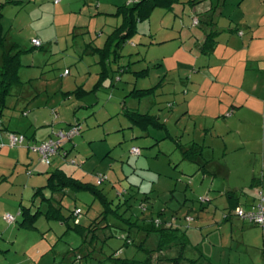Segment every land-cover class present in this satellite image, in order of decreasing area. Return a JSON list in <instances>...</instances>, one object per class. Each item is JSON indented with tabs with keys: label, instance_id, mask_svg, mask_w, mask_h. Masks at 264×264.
Returning a JSON list of instances; mask_svg holds the SVG:
<instances>
[{
	"label": "rangeland",
	"instance_id": "1",
	"mask_svg": "<svg viewBox=\"0 0 264 264\" xmlns=\"http://www.w3.org/2000/svg\"><path fill=\"white\" fill-rule=\"evenodd\" d=\"M138 1L143 0H20L2 8L8 45L19 43L24 51L22 83L5 97L1 116L0 144L6 145L0 148V264H118L117 258L174 264L177 256L179 264H264L263 228L242 229L237 215V226L225 220L223 191L228 183H250L254 167L262 174V152L253 149L263 142L264 113L245 107L219 118L208 114L212 108L206 103L211 97L208 104L217 106L218 97L238 94L232 83L210 85L207 79L217 66L237 64L238 54L246 59L252 53L246 48L222 59L202 49L206 32L215 29L223 30L221 51L241 47L240 31L248 30L243 20L254 4L174 0L146 15L143 6L131 10ZM257 2L263 9L256 27L264 33V0ZM125 5L129 20L120 10ZM35 37L42 47L34 45ZM208 58L214 60L210 72ZM80 87L87 92L82 98L76 93ZM191 97H197L193 113L187 108ZM133 111L158 115L166 127L151 124L144 130L133 123ZM76 123L82 132L66 143L72 148L68 158L64 149L50 165L26 148L28 139L23 146L9 145L15 130L36 132L41 140ZM239 127L251 137L248 145ZM194 142L219 174L184 156ZM133 146L141 148L140 155L132 153ZM15 148L25 151L19 164ZM55 168L95 184L108 198L105 203L92 190L69 189L63 211L82 208L71 224L80 221L83 234L45 216L36 228L21 225V208L32 205L35 187ZM221 170H232L231 177ZM99 178L105 181L99 184ZM8 213L17 219L9 222ZM166 224L180 228L190 243L152 251L159 235L150 229Z\"/></svg>",
	"mask_w": 264,
	"mask_h": 264
},
{
	"label": "trees",
	"instance_id": "2",
	"mask_svg": "<svg viewBox=\"0 0 264 264\" xmlns=\"http://www.w3.org/2000/svg\"><path fill=\"white\" fill-rule=\"evenodd\" d=\"M172 1L174 0H154L153 2H148V3H146L145 0L138 1L136 2L135 6L131 8V10L134 12L140 6H143L145 10L144 13H146V15H149L150 10L154 8L156 5L159 6L162 3L171 5ZM18 2H20V0H2V2L0 3V49H2V56L0 57V125H1V128L3 127L2 125L3 122H1V116L3 113L4 107H5V97L11 92L13 85L22 83L19 70H20V67L22 66L21 54L24 51L21 48L19 43L15 42V43L8 45L7 35L4 32V27L2 23V17L4 16L2 8L8 3H18ZM120 10L123 13L125 12L126 18L129 20L130 19V14L128 12L129 8H127L125 5V6H121ZM218 33L219 31L216 29L210 32L206 37L205 44L208 45L209 43L214 42L216 35ZM130 35L131 33L127 32L126 34L123 35L124 36L123 39H126ZM42 45H40L39 47H42ZM100 85L101 83L98 82L95 85V90L99 89ZM76 93L78 95L80 94L79 98H82L84 96V93H87V92L84 91L83 87H80V89L76 90ZM55 113L59 115V112L57 111V109L55 110ZM131 119L133 120V123L135 125L140 126L144 130L149 129L151 124L155 126H159V127H166V123L163 122L158 115H152V114H149L148 112L141 113L139 111H133V114L131 115ZM73 129H75V132L70 135L69 132ZM59 132H62L67 136L61 139L58 134ZM81 132H82V127L80 123H76L74 126L70 127L68 130L61 129L56 134H54L55 137L51 133L47 138L43 140H37L36 138L31 137L26 133L16 131L12 133L24 135L25 138L21 144H17L12 147L23 146L28 139V144L26 148H28V150L30 151H36L33 149L35 145H40L41 143L46 142L51 139H54V140L61 139V143L59 144L57 153L55 155L64 154L63 150L65 149L66 153L64 154V157L68 158V155L72 148L70 149L66 148V143L72 140L77 134ZM5 145L6 143L3 142L2 144H0V148H2ZM134 147H137V146H133L132 149ZM137 148H139L140 153L138 154H135L133 152L132 153L135 155H140L141 148L140 147H137ZM183 152L186 158H189L190 160L198 163L201 169L207 171L206 168H207L208 160L206 159L202 160L203 159V149L199 145V143L194 142L193 146L189 148H184ZM39 156L41 160H43L40 153H39ZM53 156H51V158L49 159V162H46L48 165L52 163ZM47 173H48V179H47L46 184L36 187V190L32 197V205L23 206L20 210L19 213L23 216L21 225L24 227H28V228H36L37 227L36 223L38 219L42 216H45L48 219L59 220L63 222L64 224H66L68 228H74L76 231L83 234L86 226H83L80 221L77 222L75 225L71 224V219L73 218L75 220H78V217L80 214L83 213V210L82 208L76 207L75 209L71 210L69 214H65V212L63 211V208H64L63 200H64L65 195L69 192V189L71 190H80V189L92 190L96 195H98V197H101L102 201H104L105 203L108 202L107 196H105L103 192H99L95 188L96 187L95 184L82 181L81 179L76 178L73 174H69L61 168H55L53 170L48 171ZM99 179H102L100 183L105 181L104 178H99ZM57 196H60V197H57ZM228 197H229V200L232 202V205H231L232 209L230 210L228 214H225V219L229 218L230 215H236L234 212L235 208L237 207L236 203H234L235 193H230ZM38 199H39V202H37ZM78 209L81 210L79 214L76 213ZM179 230L180 228L169 226L167 224L157 227V228L152 227L150 231L151 232L156 231L158 232V235H159V241L157 242L158 244L157 248L153 249L152 251L165 250V248L167 247L169 248L173 246L175 243H182L183 245L187 246L190 243L189 237L185 234V232L179 234L178 232ZM148 260H137L134 258H117L118 264H150ZM179 262H180L179 256L175 257L174 264H179Z\"/></svg>",
	"mask_w": 264,
	"mask_h": 264
},
{
	"label": "crops",
	"instance_id": "3",
	"mask_svg": "<svg viewBox=\"0 0 264 264\" xmlns=\"http://www.w3.org/2000/svg\"><path fill=\"white\" fill-rule=\"evenodd\" d=\"M240 0V6H242L246 2H253L254 6L252 8H249L247 11H251L249 13L250 15H247L246 18H244L245 26L248 28L247 31H244L243 29L240 31V36L242 37L241 44L238 43V45H241V47L235 46L233 47H224V50L220 49L221 40L219 39L220 33H222L223 30H218L219 33L216 35L215 41L212 42L213 47L208 48V45H204L202 49L206 51L208 54L211 53L212 55H216L215 58H224L227 55L231 54H237L240 50L249 49L252 55L248 54L247 58L243 59V57L238 54L237 57V64H230L228 61L226 65L217 66L214 67V60H211V58H208L207 60V68L208 72H210V69H214V73L212 74V77L207 79V82L211 84L214 83H223L225 81L226 83H229V85L232 83L233 87H236L238 94L233 97H227L226 99L224 97H218L219 103L217 106L215 103L212 105H209L208 103L211 100V97L209 100H207V105L212 108V112L209 111L208 114H216L217 117H223L226 116V112L232 111V113H241L245 110V107L253 109L256 113L259 115L261 112L264 113V64L262 65V60H264V33L257 29V27H261V23L257 25V21L255 18H258V12H261V7H259V4L257 0ZM61 3V2H60ZM59 3V4H60ZM257 25V27H256ZM250 29V30H249ZM210 32H206V37ZM38 38V37H35ZM206 40V39H205ZM260 40V41H259ZM210 44V43H209ZM210 46V45H209ZM209 50V51H207ZM243 59V60H242ZM225 70V73L223 72ZM263 71V72H262ZM260 73V74H259ZM257 91H259L258 95L256 94ZM197 97H191V99L187 100V108L188 112L193 113V103L194 100ZM217 107V108H216ZM242 107V109H240ZM207 113V112H206ZM242 114L237 115L240 117ZM264 116V115H263ZM231 130L235 129L233 128V125L230 124ZM237 130L238 134L240 135L241 139L245 142L244 145H248V141H251L248 139L243 133V129L241 127ZM18 131V130H15ZM230 132V129L227 131ZM249 132V131H248ZM27 134V133H26ZM29 135V134H28ZM50 135V134H49ZM31 137H34L38 140V135L35 132ZM48 137V136H47ZM44 137L43 139L47 138ZM41 139V140H43ZM228 145V143H226ZM253 150L262 152L263 155V167H264V131H263V142L260 147H255ZM14 154L13 156L17 157V164H19L20 160L23 159L24 156V150L22 148L20 149H14L12 150ZM24 151V152H23ZM204 162V161H203ZM261 162V161H260ZM207 171H211L214 173H218L215 169H210L208 167L207 163ZM222 171V170H221ZM231 171L228 173L226 171H222V173H225V176L228 178L231 177ZM252 179L249 183V180H246V182L243 183V180L238 185L229 184L225 186L224 188V195H225V204L226 208L229 210L232 209L231 205L232 202L229 200L228 195L230 193H235V201L237 206H243L247 209H252L256 207V205L259 203V196L258 191H262L264 194V169L262 170V174L258 172L257 167H254L252 170ZM48 172V171H47ZM46 172V173H47ZM48 174V173H47ZM258 174L260 176H258ZM245 181V180H244ZM46 184V182L44 183ZM43 184V185H44ZM42 186V185H40ZM38 187V186H37ZM36 188V187H35ZM59 197V196H58ZM234 214V213H233ZM234 215H230L229 218L225 220H230L231 224L234 225ZM241 223V228L245 229L246 225L253 226L254 224L249 223L247 221L241 220L237 218ZM236 226L238 224H235Z\"/></svg>",
	"mask_w": 264,
	"mask_h": 264
},
{
	"label": "built area",
	"instance_id": "4",
	"mask_svg": "<svg viewBox=\"0 0 264 264\" xmlns=\"http://www.w3.org/2000/svg\"><path fill=\"white\" fill-rule=\"evenodd\" d=\"M56 4L60 3L62 0H53ZM130 1H135V0H130ZM33 43L37 46L42 45V41L39 38H33ZM75 132V129L71 130L69 132V134H73ZM60 138L63 139L65 138L67 135H65L62 132L58 133ZM24 135H19V134H15V133H11L10 134V145L11 146H15L17 144H21L24 140ZM61 139L60 140H48L46 142L41 143L40 145H35L33 147L34 150L38 151L41 156L42 159L45 162H49V159L51 158V156L55 155L57 153L58 150V146L61 143ZM132 152L135 154L140 153L139 148L134 147L132 149ZM102 179H99L98 182L100 183ZM258 196H259V203L256 205V207L252 208V209H247L243 206H237L235 208V214L243 219L244 221H247L249 223L252 224H257L259 226H261L264 230V194L262 191H258ZM81 210L78 209L77 210V214H79ZM5 218L9 221V222H13L16 217L12 214H7L5 216Z\"/></svg>",
	"mask_w": 264,
	"mask_h": 264
}]
</instances>
